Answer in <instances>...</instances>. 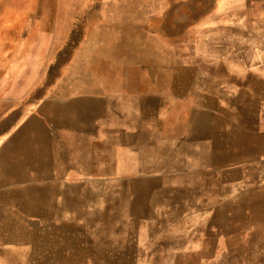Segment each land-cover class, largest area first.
<instances>
[{
	"label": "rangeland",
	"instance_id": "obj_1",
	"mask_svg": "<svg viewBox=\"0 0 264 264\" xmlns=\"http://www.w3.org/2000/svg\"><path fill=\"white\" fill-rule=\"evenodd\" d=\"M34 1L0 0V53L75 24L58 76L104 75L120 111L103 190L25 191L1 137L55 81L18 96L31 65L0 63V264H264V0Z\"/></svg>",
	"mask_w": 264,
	"mask_h": 264
},
{
	"label": "crops",
	"instance_id": "obj_2",
	"mask_svg": "<svg viewBox=\"0 0 264 264\" xmlns=\"http://www.w3.org/2000/svg\"><path fill=\"white\" fill-rule=\"evenodd\" d=\"M39 3L35 0L32 7L27 8L31 12L26 15L36 11ZM6 6L19 7L17 4ZM34 28L38 29L36 25ZM70 29L71 25L42 26L40 33L35 35L36 47L40 46V50L28 48L18 55L16 45V48L1 51V64L12 63L16 57L15 60L21 59L22 63L31 65L27 82L16 95L25 96L36 90L46 78L48 65L65 43ZM102 29L104 34H99L98 27L97 34L89 36L88 33L84 37L80 53L90 45L103 47L104 42L114 38L110 37L111 26L104 24ZM87 57H74L70 64L87 63ZM107 85L104 75L84 70L63 71L46 94L31 104L12 129L1 137V142L9 145V159L16 162L17 180L25 191L32 187L33 191L55 193L56 199H67V193L93 192L99 190V186L103 190L106 147L110 152L115 149L114 138L110 140L105 135V113L120 111V92ZM118 145L119 142L117 150ZM109 160L111 167L113 157ZM62 193H65L63 197L59 196Z\"/></svg>",
	"mask_w": 264,
	"mask_h": 264
},
{
	"label": "trees",
	"instance_id": "obj_3",
	"mask_svg": "<svg viewBox=\"0 0 264 264\" xmlns=\"http://www.w3.org/2000/svg\"><path fill=\"white\" fill-rule=\"evenodd\" d=\"M79 35H80V29L77 28V25L73 24L71 26L69 35H68L65 43L57 51L54 59L48 65L45 80L43 81L42 84H40V86H38L36 88L35 91H33V93H37V92H40L43 89H45L46 86H48L52 83V79H53V81H55V79L58 77L59 69L67 62L68 57L70 56L72 50L77 46V44L80 40ZM50 77H52L51 80H50Z\"/></svg>",
	"mask_w": 264,
	"mask_h": 264
}]
</instances>
